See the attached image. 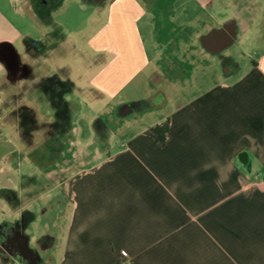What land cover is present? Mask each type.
<instances>
[{
	"label": "crops",
	"instance_id": "1",
	"mask_svg": "<svg viewBox=\"0 0 264 264\" xmlns=\"http://www.w3.org/2000/svg\"><path fill=\"white\" fill-rule=\"evenodd\" d=\"M257 1L0 0V100L6 85H30V101L78 89L76 112L65 109L78 117L75 141L49 146L75 149L60 161L72 183L56 202L67 218L51 248L64 247L59 264H264ZM72 5L88 12L73 28L54 19ZM203 62L220 70L213 80L192 76ZM22 90L12 93L19 99ZM96 95L108 103L103 111ZM15 175L9 217L24 232L36 217L28 209L35 175Z\"/></svg>",
	"mask_w": 264,
	"mask_h": 264
},
{
	"label": "rangeland",
	"instance_id": "2",
	"mask_svg": "<svg viewBox=\"0 0 264 264\" xmlns=\"http://www.w3.org/2000/svg\"><path fill=\"white\" fill-rule=\"evenodd\" d=\"M96 1L101 2L102 0ZM257 3L259 13L264 16V0H258ZM166 6L169 7L170 5ZM6 14L10 18H14L13 9L9 8L8 5L6 6ZM87 15L88 12H82L77 6L72 5L68 12L55 14L54 19L69 24V27L73 28L74 25L79 26L80 23L82 24ZM160 40L164 41L163 36L160 37ZM161 61L165 63V69L169 66V63L173 62V58L165 52L161 55ZM201 64L202 67L191 69L192 76L200 78L204 72H206L207 79L213 80L218 76L220 70L217 69L218 67L215 64L213 67L206 68H203L204 62ZM165 71L166 74L170 73L168 69H165ZM169 76L171 74H168ZM5 87L9 89V92H6L5 98L0 100V182L4 186L0 191V253L12 254L15 251L14 249L20 246L19 251L25 253L27 257L24 260L20 257V264H59L62 248L64 247L60 244L55 247V250H51V248L54 238L64 235V233L61 234L62 230L60 228L66 225L67 218L66 216L61 217V209L56 206V202L60 199V193L63 192L64 194L65 189H70L72 183L70 180L65 181L66 171L63 170L65 166L61 165L60 161L61 158L66 159L65 152L71 155L75 152V149L61 150L58 147L50 149L49 146L51 143L53 146H60L62 142H67L71 147V142L75 141L78 117L76 115L71 116V114L66 115L65 109L72 112V114L76 112L75 106L78 101H76L75 94H77L78 89L71 84L68 86V95L54 92L55 94L52 95L51 100L30 101L26 97L30 85L16 84L6 85ZM15 87L23 89V94L19 99L18 96H14L12 93ZM204 87L205 85L196 86V89L199 90ZM168 92L171 93V90H168ZM41 96L44 97L43 94ZM66 97H69V99H65ZM107 105V102L96 95V112L103 111ZM82 121H80V124H82ZM98 121L101 124L104 118H98ZM120 124L116 121L113 124V129L120 127ZM116 130L119 131V129ZM116 139H119V136ZM71 158L70 156L68 159L71 160ZM70 160L65 161L69 163V173L73 172V169L75 173L78 167L77 165L73 166ZM29 162L32 163L29 164ZM14 172L22 175L28 173L35 175V181L31 176V185L36 196L31 199H34L37 203L31 205L28 209L30 214L34 213L36 217L31 222V229L24 232L13 228L11 217H9L14 208L11 193L14 183L12 179L17 181L16 175L12 178ZM50 204L54 207L53 210ZM64 205L66 209L68 207L67 203ZM56 208L58 211L55 212ZM56 225L59 228H55ZM15 233H21L23 238L13 239L12 236ZM13 255L18 257L19 254L14 253ZM29 255H31L32 262L28 261ZM0 264H7V262L4 263L0 257Z\"/></svg>",
	"mask_w": 264,
	"mask_h": 264
},
{
	"label": "built area",
	"instance_id": "3",
	"mask_svg": "<svg viewBox=\"0 0 264 264\" xmlns=\"http://www.w3.org/2000/svg\"><path fill=\"white\" fill-rule=\"evenodd\" d=\"M258 188L261 192H264V178L260 181Z\"/></svg>",
	"mask_w": 264,
	"mask_h": 264
},
{
	"label": "flooded vegetation",
	"instance_id": "4",
	"mask_svg": "<svg viewBox=\"0 0 264 264\" xmlns=\"http://www.w3.org/2000/svg\"><path fill=\"white\" fill-rule=\"evenodd\" d=\"M12 238L15 239L14 236H12ZM13 243H14V242H13ZM16 246H18V245H16ZM19 248H20V246H18L17 249L15 248L14 250H15V251H16V250H20ZM20 252H21V251H20ZM21 253H23V252H21ZM0 254H1V253H0Z\"/></svg>",
	"mask_w": 264,
	"mask_h": 264
}]
</instances>
